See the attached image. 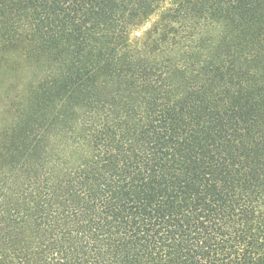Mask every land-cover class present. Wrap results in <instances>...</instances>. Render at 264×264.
Listing matches in <instances>:
<instances>
[{"label": "trees", "instance_id": "obj_1", "mask_svg": "<svg viewBox=\"0 0 264 264\" xmlns=\"http://www.w3.org/2000/svg\"><path fill=\"white\" fill-rule=\"evenodd\" d=\"M159 1L0 0L40 70L0 125V264H264V0H177L191 33L129 46Z\"/></svg>", "mask_w": 264, "mask_h": 264}, {"label": "rangeland", "instance_id": "obj_2", "mask_svg": "<svg viewBox=\"0 0 264 264\" xmlns=\"http://www.w3.org/2000/svg\"><path fill=\"white\" fill-rule=\"evenodd\" d=\"M176 1L160 0L155 4L151 11L128 29L126 35L128 45L136 46L137 38H141L145 30L153 28L160 32V37H165V40L157 47L159 50L164 48L167 43L176 41L178 37L188 33L187 31L191 33L188 22L179 24L172 19L173 2ZM8 16V14L3 17L0 15V125H10V117L5 110L8 103L7 97L8 99L15 97L26 83L37 79L40 72L39 68L34 66V61L30 57H25L21 51L20 36L23 34L20 30L11 33L12 27L9 24L10 17ZM7 25L10 26L6 29ZM5 34L9 36L10 41L6 39Z\"/></svg>", "mask_w": 264, "mask_h": 264}]
</instances>
